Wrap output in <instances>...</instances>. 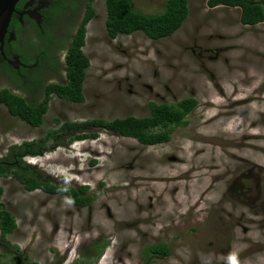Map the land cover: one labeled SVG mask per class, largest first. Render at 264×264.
Listing matches in <instances>:
<instances>
[{
  "label": "rangeland",
  "instance_id": "1",
  "mask_svg": "<svg viewBox=\"0 0 264 264\" xmlns=\"http://www.w3.org/2000/svg\"><path fill=\"white\" fill-rule=\"evenodd\" d=\"M165 1L133 3L157 14ZM207 1L189 0L183 25L154 40L142 31L111 39L105 0H95L85 101L52 99L39 127L0 105L2 155L21 134L36 139L59 127L55 118L142 117L161 97L198 101L167 142L145 145L97 130L95 139L32 158L44 173L88 185L87 207L0 176L1 201L18 225L7 239L29 264H264V21L244 25L239 7ZM199 48L215 51L194 53ZM159 242L170 254L147 257L145 248ZM0 260L19 262L7 254Z\"/></svg>",
  "mask_w": 264,
  "mask_h": 264
},
{
  "label": "trees",
  "instance_id": "2",
  "mask_svg": "<svg viewBox=\"0 0 264 264\" xmlns=\"http://www.w3.org/2000/svg\"><path fill=\"white\" fill-rule=\"evenodd\" d=\"M94 0H89L88 14L84 20L79 34L70 50L68 56L69 73L68 82L64 85L51 83L48 85L47 98L39 103H30L25 97L14 93L8 88L0 89V104L7 107L10 113L18 116L25 123L32 127H39L44 124L51 101V94H56L70 102H84V83L87 77V70L91 66V58L85 52L84 47L87 42V24L97 13L93 4ZM210 7L225 5L239 7L241 9L240 21L244 25H256L264 21V3L262 0H208ZM106 5V30L111 39L120 35H130L137 31H142L149 38L158 40L175 33L184 23L189 15V0H166L165 8L157 14H146L136 9L132 0H105ZM198 101L194 97H186L178 102H150V114L146 116L128 115L117 117L112 120L102 118L88 121H61L55 118L54 122L60 124L59 127H50L46 135L22 142V146H13L9 151L7 160L15 162V155L19 162L9 168L1 170L0 175L8 176L13 174L28 191L42 188L49 192L66 193L70 199L78 206H88L93 201V197L88 195V185H81L79 189L65 187L46 179L43 171L37 165L24 161L25 155L38 156L54 151L60 146H68L75 140L84 138H95L94 134H78L77 129L82 125H103L109 131L118 132L123 136L137 138L142 144L154 145L167 142L171 139L172 131L177 126L188 123L186 117L194 110ZM157 127V128H155ZM154 128V129H153ZM1 140V134H0ZM10 169V170H8ZM64 179L67 176H62ZM3 195V187L0 186V197ZM0 226L3 236L12 233L17 228L16 217L0 203ZM18 250H20L18 248ZM171 248L166 242L148 245L144 253L159 256H167ZM14 259V257H12ZM19 262L14 264H22Z\"/></svg>",
  "mask_w": 264,
  "mask_h": 264
},
{
  "label": "flooded vegetation",
  "instance_id": "3",
  "mask_svg": "<svg viewBox=\"0 0 264 264\" xmlns=\"http://www.w3.org/2000/svg\"><path fill=\"white\" fill-rule=\"evenodd\" d=\"M88 3L89 0H19L12 13L3 41H0V89L8 88L14 93L21 96L23 95L28 102L35 104L47 98L48 94L46 88L49 84H66L68 82L69 73L68 56L81 26L87 17L89 9ZM197 50L198 49H193L194 53L199 55H203L204 51H208L209 53L215 51L210 48H199V50ZM150 88L153 89L151 86ZM157 96H160V93H157ZM51 97V100L57 98L61 101H68L56 94H51ZM164 98L165 97H161V100L166 102ZM163 102L161 101V103ZM9 114L17 119V121L21 120L22 123L21 118L10 112ZM92 119L83 121H90ZM97 130L120 134L118 132L109 131L103 125H82L77 129V134L71 135L77 137L80 133L98 134V132H96ZM97 137L98 136L95 138ZM95 138L92 136L87 139ZM20 139L18 143L15 142L11 144L7 148V151L0 155V171L18 163L19 156H21L22 159V155L18 153L15 155V162L7 160V155L9 151L13 149V146H22V134L20 135ZM43 175L46 176L45 178L49 179V181L65 187L79 189L81 186L75 185V182L72 180L68 181L63 177H58L57 179L47 173H43ZM1 176L18 181L12 173L8 176ZM20 184L22 185V183ZM36 190L48 196L64 197L76 205L66 193H52L42 188ZM87 194L89 195V190ZM1 197L0 203L2 202ZM76 206L79 209L87 207ZM7 236L8 234L5 237L3 236V230L0 226V254L19 257L23 260L22 264L31 263L29 256L26 254L22 255V251L18 250L14 244H11ZM147 257H150V255H147ZM4 259H6V257ZM51 264H62V261H56Z\"/></svg>",
  "mask_w": 264,
  "mask_h": 264
},
{
  "label": "water",
  "instance_id": "4",
  "mask_svg": "<svg viewBox=\"0 0 264 264\" xmlns=\"http://www.w3.org/2000/svg\"><path fill=\"white\" fill-rule=\"evenodd\" d=\"M19 0H0V41H3V37L9 26L12 13L15 10V6Z\"/></svg>",
  "mask_w": 264,
  "mask_h": 264
},
{
  "label": "clouds",
  "instance_id": "5",
  "mask_svg": "<svg viewBox=\"0 0 264 264\" xmlns=\"http://www.w3.org/2000/svg\"><path fill=\"white\" fill-rule=\"evenodd\" d=\"M34 139V138H33ZM87 139V138H86ZM26 140H32V139H25V140H22V142H24V141H26ZM78 140H85V139H78ZM78 140H75L74 142H76V141H78ZM73 142V143H74ZM72 143V144H73ZM71 145V144H70ZM69 146V145H68ZM46 154V153H45ZM44 155V154H43ZM38 156H42V155H38ZM34 157H36V156H32V155H25L24 157H23V159H24V161H26L27 163H29V164H33L32 162V158H34ZM34 165H36V164H34ZM1 176V175H0ZM62 177V176H61ZM66 179H68V177L66 178Z\"/></svg>",
  "mask_w": 264,
  "mask_h": 264
},
{
  "label": "bare ground",
  "instance_id": "6",
  "mask_svg": "<svg viewBox=\"0 0 264 264\" xmlns=\"http://www.w3.org/2000/svg\"><path fill=\"white\" fill-rule=\"evenodd\" d=\"M253 112H255L254 110H253ZM214 121V120H213ZM210 122H212V121H210ZM208 124H210V123H208ZM256 149V148H255ZM261 150V149H260ZM257 152V151H256ZM258 154H259V150H258V152H257ZM261 157V156H260ZM176 177H178V176H176ZM181 177V176H180Z\"/></svg>",
  "mask_w": 264,
  "mask_h": 264
}]
</instances>
